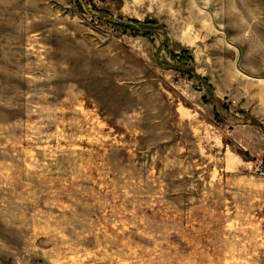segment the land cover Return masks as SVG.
Wrapping results in <instances>:
<instances>
[{
	"label": "rangeland",
	"instance_id": "rangeland-1",
	"mask_svg": "<svg viewBox=\"0 0 264 264\" xmlns=\"http://www.w3.org/2000/svg\"><path fill=\"white\" fill-rule=\"evenodd\" d=\"M247 51L264 0H0V264H264Z\"/></svg>",
	"mask_w": 264,
	"mask_h": 264
},
{
	"label": "crops",
	"instance_id": "crops-1",
	"mask_svg": "<svg viewBox=\"0 0 264 264\" xmlns=\"http://www.w3.org/2000/svg\"><path fill=\"white\" fill-rule=\"evenodd\" d=\"M251 54L252 53H250V51H247L245 61L241 63L240 67L236 65L234 76L240 83V87L244 86L246 89H250V87L257 86L255 93L253 95L245 93L244 99L247 103H251L254 99L257 100L258 106L254 109V114L256 115L253 116L259 119V123L255 124V126L260 127V129H262V133L264 134V69H262L260 66L261 64L258 63L257 60L254 61L251 57L249 58V55ZM235 97L239 99L243 98V95L236 94ZM252 124L254 125V123Z\"/></svg>",
	"mask_w": 264,
	"mask_h": 264
},
{
	"label": "built area",
	"instance_id": "built-area-1",
	"mask_svg": "<svg viewBox=\"0 0 264 264\" xmlns=\"http://www.w3.org/2000/svg\"><path fill=\"white\" fill-rule=\"evenodd\" d=\"M256 171L260 174V175H264V160L260 161L259 164L256 167Z\"/></svg>",
	"mask_w": 264,
	"mask_h": 264
}]
</instances>
